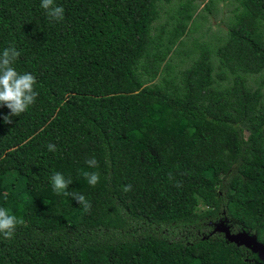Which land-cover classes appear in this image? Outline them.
I'll list each match as a JSON object with an SVG mask.
<instances>
[{"label": "trees", "instance_id": "1", "mask_svg": "<svg viewBox=\"0 0 264 264\" xmlns=\"http://www.w3.org/2000/svg\"><path fill=\"white\" fill-rule=\"evenodd\" d=\"M171 1L55 0L54 22L41 0H0V52L20 51L39 92L12 124L0 107V208L24 220L0 235V264H264L215 230L264 244V81L249 85L264 77V0H242L224 43L190 63L174 57L195 11L169 35L154 25Z\"/></svg>", "mask_w": 264, "mask_h": 264}, {"label": "clouds", "instance_id": "2", "mask_svg": "<svg viewBox=\"0 0 264 264\" xmlns=\"http://www.w3.org/2000/svg\"><path fill=\"white\" fill-rule=\"evenodd\" d=\"M41 8L45 10L47 17L51 21L61 22L64 20L65 10L62 6L55 4V0H41ZM20 55V51L14 45H10L0 52V107L6 106L10 110L9 115L2 117L5 124H12V118L14 116L19 117L25 113L39 96V92L36 90V77L29 72L20 73L14 67ZM46 147L49 152L57 150L56 145L52 143H49ZM85 164L92 169L98 167V161L95 156L86 159ZM81 174L88 184L93 187L100 181V173L97 171L81 169ZM169 179H173L171 173L169 174ZM50 182L54 192L72 197L79 203L80 208L84 212L91 211V203L84 195L67 191L69 185L72 184L70 177L66 178L61 172H53L50 176ZM176 186L179 187L180 185L177 184ZM121 190L125 193L130 192L132 191V186H123ZM23 223L22 217L10 214L6 208H0V235L5 239L11 240L14 237L17 226Z\"/></svg>", "mask_w": 264, "mask_h": 264}, {"label": "rangeland", "instance_id": "3", "mask_svg": "<svg viewBox=\"0 0 264 264\" xmlns=\"http://www.w3.org/2000/svg\"><path fill=\"white\" fill-rule=\"evenodd\" d=\"M242 0H173L170 3L159 2L157 4L158 18L155 20V27L165 29L167 27L168 35L178 25L179 10L187 11L191 8L195 11L192 21L189 23L188 34L182 39L180 47L175 52V59H180L185 63H190L195 58L202 47L214 49L221 45L227 38V26L232 24L235 17L234 11L241 4ZM205 10H202L204 7ZM177 17V19H175ZM207 18V19H206ZM212 61L217 64V60L212 56ZM174 63V62H173ZM264 77H252L249 85L257 88ZM261 90L264 93V83ZM0 205H10L9 198L0 196Z\"/></svg>", "mask_w": 264, "mask_h": 264}, {"label": "water", "instance_id": "4", "mask_svg": "<svg viewBox=\"0 0 264 264\" xmlns=\"http://www.w3.org/2000/svg\"><path fill=\"white\" fill-rule=\"evenodd\" d=\"M215 230L224 233V236L229 243L251 250L252 253H255L264 263V244L258 242L255 237L244 232L230 235L228 229L223 225L217 226Z\"/></svg>", "mask_w": 264, "mask_h": 264}]
</instances>
